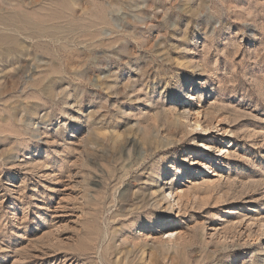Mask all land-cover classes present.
Here are the masks:
<instances>
[{
    "label": "rangeland",
    "instance_id": "rangeland-1",
    "mask_svg": "<svg viewBox=\"0 0 264 264\" xmlns=\"http://www.w3.org/2000/svg\"><path fill=\"white\" fill-rule=\"evenodd\" d=\"M0 264H264V0H0Z\"/></svg>",
    "mask_w": 264,
    "mask_h": 264
},
{
    "label": "bare ground",
    "instance_id": "bare-ground-1",
    "mask_svg": "<svg viewBox=\"0 0 264 264\" xmlns=\"http://www.w3.org/2000/svg\"><path fill=\"white\" fill-rule=\"evenodd\" d=\"M201 148H204L205 147V144H200L199 145ZM197 152V151H196ZM165 178V177H164ZM161 184H166V180H162L161 181ZM169 184H171V183H168L167 185H164L163 186V188H165V187H167V190H168V194H172V190H171V188H172V186H170ZM263 262V261H262Z\"/></svg>",
    "mask_w": 264,
    "mask_h": 264
}]
</instances>
